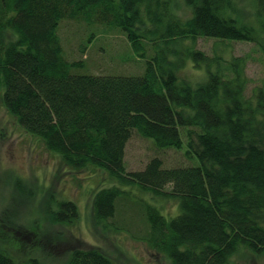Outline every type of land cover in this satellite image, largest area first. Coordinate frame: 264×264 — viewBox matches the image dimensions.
<instances>
[{"label":"trees","instance_id":"obj_1","mask_svg":"<svg viewBox=\"0 0 264 264\" xmlns=\"http://www.w3.org/2000/svg\"><path fill=\"white\" fill-rule=\"evenodd\" d=\"M174 1L0 0L4 103L69 167L105 170L115 180L95 194L97 226L117 216L118 203L135 187L180 202L173 219L144 202L142 239L171 264H231L242 251L264 257V92L256 104L245 95L243 59L223 66L221 57L182 47L199 38L263 44L264 0H251L253 16L240 13L242 0H183L186 16ZM67 20L96 29L92 39L100 27L124 34L146 61L145 72L79 74L88 63L66 56L60 28ZM188 60L204 68V82L179 77ZM134 132L159 150H182L186 141L191 163L164 168L155 157L143 171L129 172L125 156ZM79 214L75 202L62 201L49 218L69 224ZM0 264L18 263L0 246ZM67 264L114 263L100 249L78 248Z\"/></svg>","mask_w":264,"mask_h":264},{"label":"rangeland","instance_id":"obj_2","mask_svg":"<svg viewBox=\"0 0 264 264\" xmlns=\"http://www.w3.org/2000/svg\"><path fill=\"white\" fill-rule=\"evenodd\" d=\"M175 10L186 16L183 0H175ZM240 13L253 16L251 0L239 2ZM98 29L99 27L96 26ZM102 27L95 37L84 21H65L60 36L70 60H86L88 66L76 69L79 74L138 76L146 69L126 36L120 32L104 33ZM184 48H195L209 57H221L222 64L243 59L246 79L245 95L256 104L257 95L264 92V40L251 42H221L199 38L183 42ZM224 59H223V58ZM227 61V62H226ZM215 68V67H214ZM179 77L193 84L205 81L204 68L191 60L179 71ZM0 87V246L18 264H67L75 249L96 248L114 264H171L166 254L151 249L142 239L148 229L144 202L154 203L167 219L180 215V202L175 198L154 197L132 187V195L118 203V214L106 226H97L93 216L95 194L116 185L106 172L89 167L74 170L62 157L49 151L43 140L25 129L6 107ZM182 150L157 149L154 140L134 132L126 148L125 162L129 172L143 171L151 159L160 157L164 168L187 166L191 162ZM195 164L198 159L195 158ZM23 185V190L19 185ZM167 189H171L169 186ZM62 201L78 205L79 218L69 224L51 222V212L59 210ZM231 264H264L263 256L242 251Z\"/></svg>","mask_w":264,"mask_h":264}]
</instances>
